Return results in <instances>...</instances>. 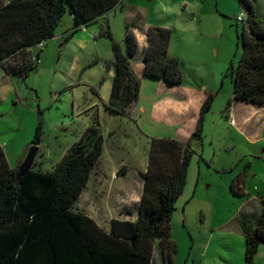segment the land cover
Returning <instances> with one entry per match:
<instances>
[{
  "label": "rangeland",
  "instance_id": "374dc122",
  "mask_svg": "<svg viewBox=\"0 0 264 264\" xmlns=\"http://www.w3.org/2000/svg\"><path fill=\"white\" fill-rule=\"evenodd\" d=\"M121 5L122 9L104 15L111 39L100 35L99 24L71 34L66 12L54 36L37 47L40 60L28 76L7 75L0 68V145L8 164L16 168L22 163L41 123L32 169L50 172L84 130L98 121L104 140L101 158L75 206L106 230L111 219L134 220L142 190L140 174L148 160L147 135L158 131L162 137L163 130L151 122H136L129 114L105 113L113 76L107 69L114 56L112 40L122 45L130 21L143 28L166 27L171 31L168 55L180 59L184 72H201L208 84L218 65L214 45L220 43L218 59L228 56L227 61L217 87L210 91L213 97L204 112L202 142H192L186 183L169 222V238L175 244L171 264H245L240 223L254 224L259 212L264 159L251 158L245 164L250 172L239 187L244 194H234L230 186L244 164L221 168L228 159L246 158L236 155L246 144L236 139L234 149L227 152L225 144L221 150L224 139L218 133L226 130L224 109L234 89L227 67L230 63L236 67L242 52L240 44L234 46L235 29L241 32L244 27L235 17L237 4L235 0H121ZM193 82L200 81L193 78ZM114 172L120 175L117 179ZM104 173L110 181L102 177V183L95 184V177ZM249 196L253 197L247 200ZM254 262L264 264V244ZM153 264H168L159 248L153 249Z\"/></svg>",
  "mask_w": 264,
  "mask_h": 264
},
{
  "label": "trees",
  "instance_id": "16d2710c",
  "mask_svg": "<svg viewBox=\"0 0 264 264\" xmlns=\"http://www.w3.org/2000/svg\"><path fill=\"white\" fill-rule=\"evenodd\" d=\"M246 13L237 46L242 52L236 67L229 64L234 84L232 102L264 106V23L255 9L256 0H238ZM121 3V0H0V68L7 75L25 78L40 60L36 46L54 36L66 12L72 18L71 32L90 25ZM132 28L125 25L120 45L112 40L114 74L104 110L124 115L136 102L139 79L131 66L137 50ZM102 35L111 39L108 29ZM170 29L150 25L146 30L144 76L177 85L181 62L168 56ZM19 57V58H17ZM13 62V63H12ZM209 93L200 108L197 127L189 142L170 137H150L148 160L140 174L142 190L136 218L111 219L106 230L76 208V202L101 157L103 136L98 121L89 125L55 163L50 172L33 170L22 175L8 164L0 145V264H153V249L159 248L171 264L175 244L169 238L175 202L184 189L193 140L202 142L203 114L209 109ZM41 123L33 143L41 139ZM247 165L230 188L242 194ZM122 174V173H121ZM242 189V188H241ZM244 238L243 260L254 258L264 244V197L254 224L240 223Z\"/></svg>",
  "mask_w": 264,
  "mask_h": 264
},
{
  "label": "crops",
  "instance_id": "0c3cea01",
  "mask_svg": "<svg viewBox=\"0 0 264 264\" xmlns=\"http://www.w3.org/2000/svg\"><path fill=\"white\" fill-rule=\"evenodd\" d=\"M235 2L237 4V10H238V12L235 14L236 17L240 12L243 11V8L238 0H235ZM118 9H122L121 3L109 12L114 13ZM255 9L258 19L262 23H264V0H256ZM103 18L104 16L91 23L96 25L99 24L98 26H99L100 35H102V31H104L105 29L109 30L107 20ZM128 23H132V21ZM71 27H72V23H71ZM148 27L143 28L142 26H138V24H135V28H132V32L134 33L137 41V50L135 54L131 56V66L135 76L139 79L140 82L139 94L136 102L128 109V112L125 113L124 115L129 114L130 117H134L133 119L136 122L147 121V122H151L155 126H160V128L163 130V133L161 134L162 137L176 138L184 142H189L191 134L195 131L197 127V121L200 115L201 105L203 101L206 99L207 95L209 93H212L210 91H214V89L217 87L216 85L218 83L217 82L218 78L220 77L225 67L228 56L227 57L225 56L223 60L219 61L218 57L220 54V43L214 45V47H216L215 49L216 64L218 65L211 72L212 77L210 84L203 81L201 72L200 73L184 72L183 64L180 61V59L177 57L175 58H177L181 62V72H182L181 83L171 86L163 81L154 80L152 78L144 76L146 30ZM79 30L80 29L75 30L74 32H71L70 30V32L71 34H73ZM235 31H236V35L234 39V46H237V34L239 33V31L237 28L235 29ZM124 38H125V34L122 39V44ZM64 40L66 41L67 37H64ZM169 57H174V56H169ZM112 61L109 63L107 69H109L110 72H113L114 74ZM207 75L208 73L206 74L205 78H207ZM188 76L192 77V80H189L190 77ZM193 78L196 80L198 79L200 82L194 84ZM224 114H225L224 116L227 117L228 119V121H226L227 124L226 130L225 131L217 130L218 133H220V136L221 135L223 136L225 142V143L224 142L221 143L220 145L221 150H223L225 144L227 145L226 146L227 152L229 149H234V147L236 146L235 143L236 139L240 141H244L246 144V148L242 147L239 150V153L237 152L236 155L237 156L239 155V157L242 158L243 157L246 158L244 159L240 158L238 161L235 162H231L232 160L228 159V161L224 164V166L221 169H229L233 165V163H237L236 168L239 165L241 167L243 163L244 164L243 168H244L245 164L251 162V158H254L256 160H263L264 159V142H263L264 141V106H260V105L254 106L251 104L244 103L242 101H235L232 102L230 106L225 107ZM205 116L206 115L204 113L202 119L201 134H203L205 131L204 128ZM231 117H233L234 123H230ZM157 133L159 132L155 131L147 136L158 137L159 135ZM248 148L251 150H249ZM98 162L96 163V165L98 164ZM243 168H239L240 171L243 170ZM249 172L250 171L246 168V174L242 178L243 181L245 180L246 176L249 175ZM257 173L255 172L253 174L254 177L257 175ZM112 174L115 179H117L120 176L119 174L116 175L115 172ZM102 177L104 182L108 183L110 181V179H107L104 173V175H101L100 178L99 176L95 177V184L100 185L102 183L101 182ZM237 185L242 186L243 182L240 184L238 183ZM241 193L244 194V191L242 190ZM251 197L253 196H249L247 200H250ZM262 197L264 196L261 195L258 198L261 199Z\"/></svg>",
  "mask_w": 264,
  "mask_h": 264
},
{
  "label": "water",
  "instance_id": "95a60500",
  "mask_svg": "<svg viewBox=\"0 0 264 264\" xmlns=\"http://www.w3.org/2000/svg\"><path fill=\"white\" fill-rule=\"evenodd\" d=\"M37 152V146L32 145L29 149L28 152L22 161V163L18 166V171L19 175L24 174L32 165L33 159L36 155Z\"/></svg>",
  "mask_w": 264,
  "mask_h": 264
},
{
  "label": "built area",
  "instance_id": "2783aa9c",
  "mask_svg": "<svg viewBox=\"0 0 264 264\" xmlns=\"http://www.w3.org/2000/svg\"><path fill=\"white\" fill-rule=\"evenodd\" d=\"M236 20L240 21V22H244L246 20V13L244 11L240 12L237 16H236ZM43 44V42H40L37 44V47L41 46ZM230 123H234V119L233 117L230 118Z\"/></svg>",
  "mask_w": 264,
  "mask_h": 264
},
{
  "label": "flooded vegetation",
  "instance_id": "af4514ba",
  "mask_svg": "<svg viewBox=\"0 0 264 264\" xmlns=\"http://www.w3.org/2000/svg\"><path fill=\"white\" fill-rule=\"evenodd\" d=\"M40 140H41V139H40ZM39 143H40V142H39ZM39 143H38V144H35V143H34V145L37 146V152H38V150H39ZM37 152H36V154H37ZM35 156H36V155H35ZM34 158H35V157H34ZM33 160H34V159H33ZM32 164H33V162H32ZM31 166H32V165H31Z\"/></svg>",
  "mask_w": 264,
  "mask_h": 264
}]
</instances>
